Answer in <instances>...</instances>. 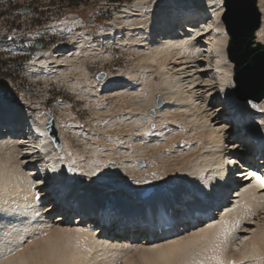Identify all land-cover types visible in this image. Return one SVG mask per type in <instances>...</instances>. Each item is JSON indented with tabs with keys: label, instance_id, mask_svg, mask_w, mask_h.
Listing matches in <instances>:
<instances>
[{
	"label": "bare ground",
	"instance_id": "obj_1",
	"mask_svg": "<svg viewBox=\"0 0 264 264\" xmlns=\"http://www.w3.org/2000/svg\"><path fill=\"white\" fill-rule=\"evenodd\" d=\"M150 1L153 7L148 6ZM221 3L133 0L123 7L122 18L103 40L83 37L35 54L29 73L46 81L63 74L66 77L68 62L76 61L81 50L89 52L102 41L117 44L136 55L138 68L122 77L108 73L106 79L89 80L92 101H101L103 92L118 101L134 99L146 89L148 95L142 94L144 97L159 90L167 103L156 111L159 120L153 130L147 128L152 118L143 111L132 120L133 125L142 124L136 131H143L145 142L135 147L133 139L129 146H117L114 152L122 159L119 166L108 164L112 152L99 151L97 145L89 151L93 156L101 152L97 156L103 158L100 164L88 157L77 158L68 166L64 151L57 148L46 130V115L39 109H25L24 113L19 105L0 101V264H19L22 257L57 241L76 255L77 264H96L97 259L107 262L131 250L138 258L122 255L119 264H141L156 246L191 236L209 224L214 225L212 235L219 231L220 221H227L231 229L218 253L223 264L230 260L235 264H264V244L260 243L264 185L254 180L257 168L264 171V166L246 161L249 152L264 157V98L244 99L232 91V70L225 56L228 37L219 18ZM258 7L263 20L255 40L264 43V0H258ZM187 8L196 16L175 33ZM146 99V105L152 103L150 96ZM61 112L64 117L70 115ZM95 114L100 115L99 111ZM63 126L62 148L69 146L67 135L77 128ZM114 140L123 145L118 142L121 138ZM122 148L125 150L120 151ZM145 157L151 160L142 168L136 160ZM223 169L228 173L234 170L229 184L214 179L226 175L215 172ZM114 198L125 205L119 206L111 200ZM210 208L216 211L209 213ZM55 209H61V216H54ZM73 214H77L75 222L70 220ZM237 221L239 228L233 227ZM164 225L169 228L164 229ZM158 227H162L160 232ZM244 237L248 240L241 243ZM206 264L217 262L207 260Z\"/></svg>",
	"mask_w": 264,
	"mask_h": 264
},
{
	"label": "rangeland",
	"instance_id": "obj_2",
	"mask_svg": "<svg viewBox=\"0 0 264 264\" xmlns=\"http://www.w3.org/2000/svg\"><path fill=\"white\" fill-rule=\"evenodd\" d=\"M132 1L133 0H0V101H3L4 104L9 106L19 105L24 113L25 109H39L40 114L46 115L45 127L48 118L52 117L56 136L54 138L49 132L48 134L53 143L56 142V144H58L57 148L64 151V158L66 159L68 166L74 164L77 158L87 160L88 157L91 158L92 161L94 160L93 162L100 164L103 161V158L101 157V160L100 156H97L100 155L101 152L99 151H102V149L103 151L112 152V158L108 164H116L119 166L122 159L114 152L118 150L117 146L119 148L120 146L124 147V145L129 146L131 144L130 141L133 139L132 144H134L135 147L141 144V142H145V140H142L143 131L140 130L141 134L138 132L139 129L142 128V124L140 122H136L133 125L131 124L132 120L135 119L137 115L139 116V113L143 111L147 116L152 118V121L148 124L147 128L151 130L155 129L159 120L156 115V111L167 103V99L160 95L161 92L159 90H154L155 94L153 91L151 94L152 97L149 95L150 98H152V103L146 105V97L149 96L144 97L142 95H148L145 89L143 91L141 90L143 93L141 92L142 94L134 99L132 98L125 99L124 101H118L119 99H112L110 94L104 95L105 92H103L100 94V96L102 95L100 97L101 101H92L89 96L91 94L88 85L90 84L89 80H99L98 77L100 71L107 72L104 78L106 79L108 77V73H111L112 75L116 74L122 77L126 71L136 72L138 68L136 55L131 54L126 49L117 47V44H105L102 41V45L94 49L91 48L89 52L81 50L79 58L83 60H79V58L76 59V61L75 59H73L74 61L70 60L68 62V71L70 75L67 71L65 72V74L67 73L66 77H64L65 75L63 74L57 78L45 81L41 77L29 73L30 65L34 62L35 54L37 52L49 51L56 45H68L75 40H81L83 37L95 42L103 40L105 34H110L111 26L118 23V21L122 18L121 10L123 7L131 4ZM198 1L200 2V0ZM148 6L153 7V1H150ZM26 9L27 11H24ZM223 12L224 7L219 16L221 21ZM262 20L263 13H261V24ZM123 28H125L124 25ZM37 43H39V47H36ZM90 52H92L93 55H91ZM104 56H107L108 59L106 58L107 60H105ZM225 56L226 61L230 64L232 70V91L234 95H237L234 83V63L228 57L227 43L225 46ZM92 58L97 60L93 61ZM108 60L111 61L109 62ZM104 61L108 62L105 63ZM73 84L76 86L75 89L72 87ZM68 85L70 88L67 87ZM86 87H88V89H86ZM138 88L142 87L140 86ZM78 90L81 95L77 92ZM157 91L160 93L158 94ZM84 92L85 94H88L85 96ZM141 99L146 100H144L145 104H143L144 102L141 101ZM136 101L139 103H135ZM94 103H96V105ZM98 103H101V105ZM62 104H67L66 106L68 107L65 108V105ZM97 106L98 108L100 107L99 109L101 111L97 108ZM105 108H107V111ZM62 110L66 113H70V115L68 117H64L61 112ZM98 111L100 115L97 116L95 112ZM135 113L136 115H134ZM130 114L132 118L130 117ZM125 117H127L129 121L127 118L125 119ZM120 118L125 120L123 121ZM125 122H129V126H126L127 128L125 127ZM139 123L141 124V127H139ZM64 124L71 126L74 125L77 126V128L74 129L75 133H72L73 135H67V138L69 139V146L66 145V147L62 148L64 141L62 135L65 133L63 130H66L65 126L62 127ZM77 131L80 132L76 134ZM91 135L92 137L96 136L92 141L93 143H96L97 139L98 142L95 145L93 143H89L90 145L88 144L89 139L92 138ZM114 138H121L118 142L121 141L120 143L123 145H119V143L115 142ZM135 139H137V142ZM96 145L97 148H99V151L97 155L93 156L94 154H92L89 149L90 147L95 148ZM121 150L123 151L125 148L120 149V151ZM150 160L151 158L145 157V159L136 160V163L143 168L149 164ZM111 200H115L119 206L125 205L122 202L120 203V201L116 198ZM125 210L127 211V209ZM212 211L216 210H211L210 212ZM53 214L56 217L61 216V209L54 210ZM54 216L52 217L55 218ZM75 218L76 215H73L70 220H74L75 222ZM161 229L162 227H159L158 231H161ZM123 253L119 255V257L117 256L118 258L116 257V259L113 258L112 260L111 258L109 260L111 263L109 261H98L100 259H97L96 261L101 264H106L108 262V264H115V260H117V264H119L125 255L133 257L134 259L138 258L137 252H132V250L130 252L123 251Z\"/></svg>",
	"mask_w": 264,
	"mask_h": 264
},
{
	"label": "water",
	"instance_id": "obj_3",
	"mask_svg": "<svg viewBox=\"0 0 264 264\" xmlns=\"http://www.w3.org/2000/svg\"><path fill=\"white\" fill-rule=\"evenodd\" d=\"M222 4L221 19L228 37L227 54L234 63L236 96L259 101L264 98V44L255 40L261 25L257 0H222ZM105 76L106 72L100 71L98 79ZM46 130L55 138L52 117L47 120Z\"/></svg>",
	"mask_w": 264,
	"mask_h": 264
},
{
	"label": "snow or ice",
	"instance_id": "obj_4",
	"mask_svg": "<svg viewBox=\"0 0 264 264\" xmlns=\"http://www.w3.org/2000/svg\"><path fill=\"white\" fill-rule=\"evenodd\" d=\"M226 211H232L227 209ZM221 227L216 233L209 235L214 225L209 224L207 228H202L199 232L181 240H172L165 245H158L151 255L142 258L141 264H206L207 260L216 261L223 264L219 251L223 243V238L231 231L227 221H220ZM233 227L239 228L237 221ZM45 236L48 233H44ZM248 240L244 237L241 243ZM260 243L264 244V231L261 232ZM255 246V245H254ZM18 251H22L18 249ZM207 253H212L210 256ZM197 257H200L197 259ZM19 264H77L76 255L67 247L57 242H48L45 246L37 248L28 256L19 260ZM228 264H235L228 261Z\"/></svg>",
	"mask_w": 264,
	"mask_h": 264
}]
</instances>
